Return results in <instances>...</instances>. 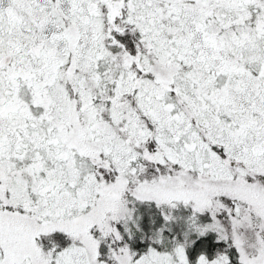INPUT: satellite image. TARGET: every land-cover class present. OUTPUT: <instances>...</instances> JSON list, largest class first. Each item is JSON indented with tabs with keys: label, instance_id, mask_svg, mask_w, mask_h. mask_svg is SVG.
<instances>
[{
	"label": "snow or ice",
	"instance_id": "1",
	"mask_svg": "<svg viewBox=\"0 0 264 264\" xmlns=\"http://www.w3.org/2000/svg\"><path fill=\"white\" fill-rule=\"evenodd\" d=\"M0 264H264V0H0Z\"/></svg>",
	"mask_w": 264,
	"mask_h": 264
}]
</instances>
